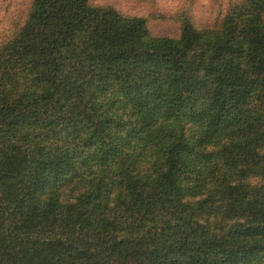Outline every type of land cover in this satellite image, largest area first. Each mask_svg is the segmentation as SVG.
<instances>
[{
    "label": "trees",
    "instance_id": "1",
    "mask_svg": "<svg viewBox=\"0 0 264 264\" xmlns=\"http://www.w3.org/2000/svg\"><path fill=\"white\" fill-rule=\"evenodd\" d=\"M193 4L2 28L0 264H264V0Z\"/></svg>",
    "mask_w": 264,
    "mask_h": 264
},
{
    "label": "rangeland",
    "instance_id": "2",
    "mask_svg": "<svg viewBox=\"0 0 264 264\" xmlns=\"http://www.w3.org/2000/svg\"><path fill=\"white\" fill-rule=\"evenodd\" d=\"M95 5H110L130 17L148 16L154 35L177 36V24L157 18L179 10L190 0H92ZM33 0H0V35L12 21H22L31 9ZM228 0H194L193 17L198 25L212 23L225 8ZM1 38V36H0Z\"/></svg>",
    "mask_w": 264,
    "mask_h": 264
}]
</instances>
